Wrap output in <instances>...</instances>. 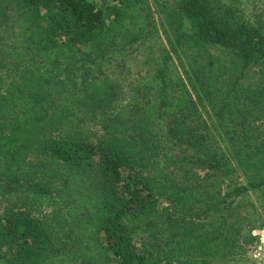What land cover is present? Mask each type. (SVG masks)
<instances>
[{"label": "trees", "instance_id": "trees-1", "mask_svg": "<svg viewBox=\"0 0 264 264\" xmlns=\"http://www.w3.org/2000/svg\"><path fill=\"white\" fill-rule=\"evenodd\" d=\"M152 1L0 0V264H218L253 243L264 0ZM149 39L153 73L126 88L116 58Z\"/></svg>", "mask_w": 264, "mask_h": 264}, {"label": "rangeland", "instance_id": "rangeland-1", "mask_svg": "<svg viewBox=\"0 0 264 264\" xmlns=\"http://www.w3.org/2000/svg\"><path fill=\"white\" fill-rule=\"evenodd\" d=\"M167 5L170 6L173 4L174 0H165ZM254 0H241L242 7L244 8L245 13L250 12L253 8ZM152 0L150 3L152 4ZM248 14V13H247ZM264 23V16H260L257 18ZM164 45V43H160L156 39L146 40L143 45L136 46L122 56H117V61H122V57L124 60V72L123 75H126V68L130 67L129 77L126 79V88H134V83L132 79L142 80L146 76H151L153 73L152 60L156 59L159 54L160 48ZM116 64L111 62L106 63L103 68L106 72L112 71L116 69ZM178 63L173 60L170 64V71L172 72V76H175L177 73ZM124 78V77H123ZM96 130H94L95 132ZM5 202L0 199V214L3 212L5 207ZM28 207L33 209V211L37 214L48 215L51 210V204L47 198L37 196L35 194H31L28 196ZM238 211L245 217L243 222V226L245 229V235H249L252 230L261 227L260 225H264V195H262L259 191H248L243 197V202L241 203ZM262 225V226H263ZM242 248H239V247ZM252 244L247 245L243 248V244L239 243L238 246L234 248V256L229 257L224 260V262L218 264H251L247 253L251 248ZM74 264H79L74 263Z\"/></svg>", "mask_w": 264, "mask_h": 264}, {"label": "built area", "instance_id": "built-area-1", "mask_svg": "<svg viewBox=\"0 0 264 264\" xmlns=\"http://www.w3.org/2000/svg\"><path fill=\"white\" fill-rule=\"evenodd\" d=\"M254 239L247 256L251 264H264V225L251 231Z\"/></svg>", "mask_w": 264, "mask_h": 264}]
</instances>
